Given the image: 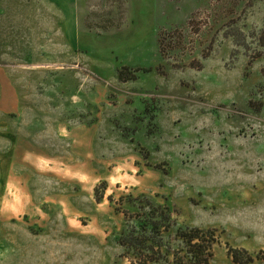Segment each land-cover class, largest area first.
Segmentation results:
<instances>
[{
	"label": "rangeland",
	"instance_id": "rangeland-1",
	"mask_svg": "<svg viewBox=\"0 0 264 264\" xmlns=\"http://www.w3.org/2000/svg\"><path fill=\"white\" fill-rule=\"evenodd\" d=\"M28 1L1 10L0 264H135L119 238L147 199L173 247L190 226L218 231L211 264L262 255L264 0Z\"/></svg>",
	"mask_w": 264,
	"mask_h": 264
},
{
	"label": "trees",
	"instance_id": "trees-1",
	"mask_svg": "<svg viewBox=\"0 0 264 264\" xmlns=\"http://www.w3.org/2000/svg\"><path fill=\"white\" fill-rule=\"evenodd\" d=\"M264 49V30L260 37ZM260 57V56H259ZM256 57V58H259ZM124 67L120 80L129 82L137 80V75L126 77ZM141 68L135 71H141ZM264 72V71H263ZM136 212L126 210V226L119 238L127 258L135 264H158L172 258V264H211L214 247L219 242L216 229L183 226L177 229L178 247L165 241V235L174 226L176 211L169 205L156 204L147 199L140 200ZM230 256L236 264H253L256 258L264 260V252L254 257L245 249H230Z\"/></svg>",
	"mask_w": 264,
	"mask_h": 264
},
{
	"label": "crops",
	"instance_id": "crops-1",
	"mask_svg": "<svg viewBox=\"0 0 264 264\" xmlns=\"http://www.w3.org/2000/svg\"><path fill=\"white\" fill-rule=\"evenodd\" d=\"M42 0H37V5H39L38 7L39 8H43V9H46V10H49L50 6L51 5H48V4H44L41 2ZM64 1V0H63ZM9 4V5H8ZM30 5H34V4H31L29 3V1L27 0H24V1H20V0H8L7 3H4L3 5L0 6V21H1V18L2 16L4 15L5 12H7L9 9H17V10H22V11H26ZM11 6V8H10ZM53 7H55V9L58 11V12H61L63 14V16L61 15L62 17V20L66 19V24L68 25V29L71 30V29H75L77 28V24H76V13H77V8H76V5H71V6H68L67 9L65 8V5L63 3H57L55 5H52ZM1 10H4L5 12L2 13ZM65 11L67 12H71V15L68 17V18H64L65 16ZM65 21V20H64ZM2 25H0V28H1ZM12 33H13V30L11 29L10 30ZM10 31L6 37V39H27L24 36H20V38H18V35L14 36L12 33L10 34ZM1 39V38H0ZM62 39H66L65 36L62 37ZM70 39V38H68ZM11 59V58H10ZM25 62H17V63H14V65L12 64V67L14 70L18 71L19 69L20 70H27L29 68H31L32 66L31 65H26V64H23Z\"/></svg>",
	"mask_w": 264,
	"mask_h": 264
},
{
	"label": "built area",
	"instance_id": "built-area-1",
	"mask_svg": "<svg viewBox=\"0 0 264 264\" xmlns=\"http://www.w3.org/2000/svg\"><path fill=\"white\" fill-rule=\"evenodd\" d=\"M203 19H205V16L201 20H203Z\"/></svg>",
	"mask_w": 264,
	"mask_h": 264
}]
</instances>
